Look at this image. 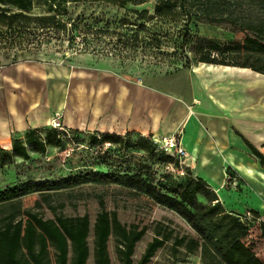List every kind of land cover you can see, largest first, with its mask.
<instances>
[{
    "label": "rangeland",
    "instance_id": "rangeland-1",
    "mask_svg": "<svg viewBox=\"0 0 264 264\" xmlns=\"http://www.w3.org/2000/svg\"><path fill=\"white\" fill-rule=\"evenodd\" d=\"M155 3V0H147L141 5H127L124 8L98 3L69 4L65 6L63 19L68 17L92 29L84 41L77 37L69 43L66 34L44 32L37 33L39 37L22 48L0 46V72L5 67L29 62L62 68L64 73L69 74L66 80L68 91L64 88L67 86L65 83L62 87L68 93V113H53L49 126L38 129L44 136L46 131L53 129L52 121L57 120L68 135L62 136L59 147H47L44 155L29 152L28 161L15 160L12 165L0 168V190L13 186L20 188L23 199L21 210L31 209L44 220L54 219L55 216L87 215L90 222V254L86 264H94L92 226L100 210V202L106 211L115 212L119 222L126 227L131 224L146 227L143 238L134 249L132 264L138 263L146 245L154 237L157 224L172 230L174 236L195 237L182 218L154 204L140 191L143 184L161 188L183 179H194L187 163L182 167L173 163H158L160 153L156 149L154 156L138 150L143 142L142 137L137 135L121 136L122 142L118 145H92L89 138L92 135L101 137V134L74 128L78 122V108L84 111L82 119L87 121L91 118L93 87L105 75L144 83L156 93L187 101L186 74L172 72L180 68L186 59L191 62V68L202 67L193 60L192 49L196 39L227 43L242 36L243 31L233 32L228 22L208 23L205 19L194 17L188 26L189 42L182 47L184 21L180 9L176 7L169 16L158 18L153 15ZM219 4L220 10L232 12V18L240 21L261 14L260 7L251 6L245 0H221ZM142 12L146 14L139 16ZM32 14H46L43 0H33ZM47 88L50 89V84ZM82 88L85 90L83 94L79 93ZM52 95L55 96L54 93ZM171 114V120L179 118V112L173 110ZM15 138L19 137L10 129V137H0V148L9 149L10 142ZM144 138L149 141L152 136ZM245 147L239 145L231 148L233 159L246 165L250 163L261 170L258 161ZM216 152H210L211 155L205 160L206 166L198 163L196 172L214 178L213 182L218 179L220 169H227L233 181L227 180L224 184L221 205L227 213L239 216L248 225V234L243 242L264 262V235L259 228V224L264 223V184L245 176L239 177L227 161L228 152ZM198 200L205 203L202 197ZM108 256L110 264H119L112 239L108 242ZM149 264L201 262L198 253L186 256L183 249L175 253L171 240L155 253Z\"/></svg>",
    "mask_w": 264,
    "mask_h": 264
},
{
    "label": "trees",
    "instance_id": "trees-1",
    "mask_svg": "<svg viewBox=\"0 0 264 264\" xmlns=\"http://www.w3.org/2000/svg\"><path fill=\"white\" fill-rule=\"evenodd\" d=\"M146 1L43 0L46 14L33 15V0H0V46L22 48L32 44L34 38L39 37L37 33L44 32L66 34L69 43L77 37L84 41L92 29L71 21L68 17L64 20L65 6L98 3L124 8L127 5L138 6ZM155 1L153 15L158 18L169 16L176 7L180 9L184 21L182 47L189 42L188 26L194 17L205 19L208 23L228 22L233 32L243 31L241 37L227 43L196 39L192 49L195 64L247 69L264 75V0H245L251 6L260 7L261 14L244 21L232 18V12L220 10L221 0ZM142 14L146 13L142 12L139 16ZM190 68L191 62L186 59L172 74ZM65 135H68L67 132L55 129L46 131L44 136L39 130H28L23 137L11 141L9 150L0 148V168L12 165L15 160L28 161L29 152L44 155L47 147H59L61 138ZM127 135L132 134L124 136ZM236 135L264 169V155L240 134ZM137 136L142 137L143 142L138 150L154 156L156 147L154 148L151 139L147 141L145 136ZM89 142L92 145H118L122 139L115 134H101V137L92 135ZM157 162L173 163L178 167L176 160L162 153L157 156ZM140 191L154 204L163 206L182 218L195 237L174 236L172 230L157 224L154 237L146 245L137 264H149L155 253L171 240L175 253L179 249H183L186 256L198 253L201 264H264L243 242L248 234V225L239 216L227 213L215 192L203 180L187 178L161 188L143 184ZM21 196V189L17 186L0 190V264H86L90 254L88 216H55L54 219L44 220L31 209L21 210ZM199 197L204 198L205 203H201ZM99 206L100 210L92 226L94 264H110V239L114 242L119 264H132L134 249L143 238L146 227L139 228L134 224L126 227L119 222L115 212L106 211L102 202ZM4 212L8 213L2 217ZM259 228L264 235V223H260Z\"/></svg>",
    "mask_w": 264,
    "mask_h": 264
},
{
    "label": "crops",
    "instance_id": "crops-1",
    "mask_svg": "<svg viewBox=\"0 0 264 264\" xmlns=\"http://www.w3.org/2000/svg\"><path fill=\"white\" fill-rule=\"evenodd\" d=\"M63 70L25 62L0 72V137H10V129L17 137H23L28 130L49 126L53 113H68L65 89L68 91L69 74ZM179 72L187 77V101L156 93L144 83L105 75L93 87L91 118L82 119L84 111L78 108L74 128L119 136L130 133L163 137L181 133L187 168L215 192L220 203L224 184L233 181L227 169H220L213 182L214 178L196 172L198 163L202 167L207 165L205 160L210 152H228L226 157L235 169L233 172L264 184V169L236 162L230 150L239 145L245 147L238 133L264 155V75L205 64ZM64 83L67 86L63 90ZM79 93H85L84 88ZM173 110L179 112L176 120L170 119Z\"/></svg>",
    "mask_w": 264,
    "mask_h": 264
},
{
    "label": "built area",
    "instance_id": "built-area-1",
    "mask_svg": "<svg viewBox=\"0 0 264 264\" xmlns=\"http://www.w3.org/2000/svg\"><path fill=\"white\" fill-rule=\"evenodd\" d=\"M51 124L53 129L66 132L59 121H52ZM151 141L160 153L176 160L178 162V167H182L183 165L185 166L187 153L182 147L181 133L175 132L171 135L163 137L152 136Z\"/></svg>",
    "mask_w": 264,
    "mask_h": 264
},
{
    "label": "bare ground",
    "instance_id": "bare-ground-1",
    "mask_svg": "<svg viewBox=\"0 0 264 264\" xmlns=\"http://www.w3.org/2000/svg\"><path fill=\"white\" fill-rule=\"evenodd\" d=\"M233 161V160H232ZM244 166V165H243ZM247 167V166H246ZM243 173V172H242ZM255 173V172H254Z\"/></svg>",
    "mask_w": 264,
    "mask_h": 264
}]
</instances>
